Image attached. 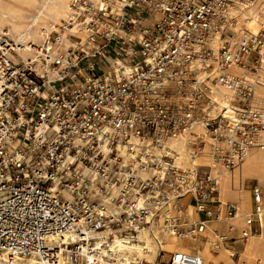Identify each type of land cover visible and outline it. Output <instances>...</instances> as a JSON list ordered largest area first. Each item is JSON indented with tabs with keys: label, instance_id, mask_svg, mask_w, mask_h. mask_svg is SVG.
<instances>
[{
	"label": "built area",
	"instance_id": "obj_1",
	"mask_svg": "<svg viewBox=\"0 0 264 264\" xmlns=\"http://www.w3.org/2000/svg\"><path fill=\"white\" fill-rule=\"evenodd\" d=\"M252 1L71 0L59 29H74L72 44L52 59L39 54L38 65L13 61V42L0 35L1 264L32 254L59 264L61 251L80 264H113L112 233L99 247L93 233L124 226L133 238L153 222L198 237L207 220L235 214L218 198L214 167L196 161L203 134L189 128L203 126L213 164L227 170L261 145L264 106L253 97L264 85V30H230V10ZM58 33L48 39L60 41ZM215 34L216 52L207 45ZM213 84L231 95L214 100ZM168 138L186 141L187 167L175 164ZM249 190L255 232L261 191L256 182ZM187 205L195 217L184 216ZM236 241H212L227 264L239 256ZM167 263L216 264L198 251L169 253Z\"/></svg>",
	"mask_w": 264,
	"mask_h": 264
},
{
	"label": "bare ground",
	"instance_id": "obj_2",
	"mask_svg": "<svg viewBox=\"0 0 264 264\" xmlns=\"http://www.w3.org/2000/svg\"><path fill=\"white\" fill-rule=\"evenodd\" d=\"M71 0H0V35L5 34L14 44V55L10 57L17 61L16 54L22 56V61L35 62L38 65L39 54L48 53L50 59L57 54V51H64L72 44L70 38L74 29L65 28L63 31L59 26L65 20L70 11ZM117 2V0H111ZM235 22L230 30L238 34L241 29H247L252 33L264 30V0H253L245 7L230 10ZM53 32H59L60 41L53 42L50 38ZM222 40L217 34L209 38L207 45L214 52L220 47ZM194 66L199 67L195 61ZM231 72L244 74L243 71L233 66ZM212 72H215V66ZM200 76V75H199ZM212 97L216 101L231 95V92L220 84H213ZM254 101L264 106V85H258L254 89ZM190 130L203 134L205 141L201 147L196 161L201 165H212L218 174V198L222 203L231 202L236 206V212L231 216L211 218L205 222V228L201 237L206 240L201 250H193L184 247L175 234L161 227L159 224L151 223L146 229L140 230L133 236L127 237L123 234V228L118 230H104L92 234L95 244L99 247L101 236L112 233L109 244V258L114 260L113 264H140L144 260L151 263L159 250L170 252H195L198 251L205 263L227 264L230 262L228 254L222 249L214 253L213 240L216 236L229 233L232 238L242 239V249L234 264H264V128L260 132L261 145L253 146L248 150L242 162L232 170L219 167L213 164L210 157V139L200 123L192 125ZM165 144L174 149L177 153L175 164L180 167L189 165L188 150L186 141L182 138H168ZM83 176L93 179L94 175L88 169H84ZM253 179L261 191L259 198L261 211L259 213V230L257 233L248 231L247 218L254 212V201L249 192L247 181ZM263 193V194H262ZM188 206V205H187ZM186 208V207H185ZM109 213H118V209L112 202L106 204ZM184 216L195 217L192 206L183 211ZM186 239L201 244L198 237L186 235ZM229 236V235H228ZM63 243H66V236ZM52 243L60 246L59 239L51 240ZM237 244V241H236ZM59 264H80L70 261L63 254L58 253ZM1 264V262H0ZM10 264H51L45 262L34 254L15 258Z\"/></svg>",
	"mask_w": 264,
	"mask_h": 264
},
{
	"label": "rangeland",
	"instance_id": "obj_3",
	"mask_svg": "<svg viewBox=\"0 0 264 264\" xmlns=\"http://www.w3.org/2000/svg\"><path fill=\"white\" fill-rule=\"evenodd\" d=\"M51 38H52V35H51ZM15 58H16V60H18V59H23L22 58V56H20L19 54H16L15 55ZM204 138H206V139H209V138H207L206 136H204ZM256 181L255 180H253V179H250V180H248L247 181V186H248V189H250V186H251V184L252 183H255ZM257 183V182H256ZM249 192H250V190H249ZM263 194V193H262ZM258 231H253V233H257ZM224 235H226V236H228V237H231V235L229 234V233H223ZM176 236V238L179 240V242L183 245V246H185V245H188L189 243H190V241L192 242V240H190V239H186V237L187 236H177V235H175ZM242 243H243V241H242V239H238L237 240V244H236V247H237V249H238V251H239V253H240V251H241V249H242ZM213 247V246H212ZM214 249H216V248H214ZM218 249H222L226 254H228L227 253V251L226 250H224V248L223 247H221V248H218ZM170 253V252H169ZM169 253L168 252H166V251H158L157 252V254H156V256H155V259L151 262V263H145L144 261L142 262V264H168L167 263V258H168V256H169ZM172 253V252H171ZM239 257V256H238Z\"/></svg>",
	"mask_w": 264,
	"mask_h": 264
},
{
	"label": "crops",
	"instance_id": "obj_4",
	"mask_svg": "<svg viewBox=\"0 0 264 264\" xmlns=\"http://www.w3.org/2000/svg\"><path fill=\"white\" fill-rule=\"evenodd\" d=\"M188 206H192V205H188ZM188 206H186V208L188 207ZM186 208H185V210H184V212L186 211ZM200 241H201V244H196V241L194 242V240H192V242L190 241V243L188 244V245H185L184 247H186V248H188V249H193V250H195V249H197V250H201L202 249V247H203V244L202 243H204L205 242V240H206V238L205 237H199L198 238ZM218 248H216V249H214V250H212L214 253H217L218 251ZM224 250H226L225 248H224ZM160 251H162V250H160ZM163 251H166V252H170V251H167V250H163ZM171 253V252H170ZM192 253V252H191ZM155 259V258H154ZM142 262L144 261V260H141ZM142 262L140 263V264H142ZM145 262V261H144ZM146 263V262H145Z\"/></svg>",
	"mask_w": 264,
	"mask_h": 264
}]
</instances>
